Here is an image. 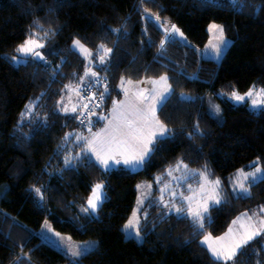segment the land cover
<instances>
[{
    "label": "trees",
    "instance_id": "16d2710c",
    "mask_svg": "<svg viewBox=\"0 0 264 264\" xmlns=\"http://www.w3.org/2000/svg\"><path fill=\"white\" fill-rule=\"evenodd\" d=\"M145 8L169 27L176 25L185 40L176 37L161 50L164 30L142 18ZM210 21L220 23L230 40L219 61L199 54ZM33 31L39 37L50 33L40 49L49 63H13L16 47ZM74 39L95 54L101 43L113 49L109 72H99L93 63V70L107 75L109 88L115 89L105 99L104 112L120 97L122 76L169 77L173 95L157 116L171 136L142 169L117 166L106 172L84 157L65 167L66 149L73 155L80 149L63 144V137L87 131L56 112L57 101L64 96L67 102L70 94L64 85L74 87L88 65L72 49ZM253 86L264 88V0H146L143 5L140 0H0V264H13L17 257L28 264L22 246L31 264H69L62 251L38 234L44 220L73 239L96 241L79 264H213L200 237L218 235L237 214L264 205V183L253 186L244 199L228 186L237 168H247L257 158L264 167V111L250 108L247 100L241 104L227 98L233 89L245 92ZM181 93L193 100H182ZM208 96L218 103L221 120L208 110ZM36 97L41 98L34 114L20 124L25 105ZM178 161L209 168L222 181L226 203L210 207L211 221L199 234L190 219L166 214L154 187L140 208L143 239L127 236L122 225L136 200L137 182L163 175ZM98 182L105 185L104 202L96 214H85L81 207ZM35 188L41 189L42 201ZM259 258L264 251L259 257H238L241 264H256Z\"/></svg>",
    "mask_w": 264,
    "mask_h": 264
},
{
    "label": "snow or ice",
    "instance_id": "6c2138e0",
    "mask_svg": "<svg viewBox=\"0 0 264 264\" xmlns=\"http://www.w3.org/2000/svg\"><path fill=\"white\" fill-rule=\"evenodd\" d=\"M145 2L146 0H140L141 5ZM231 2L236 4L238 0H231ZM141 15L154 27L158 26L164 30V39L160 42L161 50L164 49L167 42H173L177 36L184 38L183 32L176 25L172 24L169 27L166 23L160 22L159 15L151 14L148 9H143ZM113 31L119 33L121 29H113ZM207 31L213 36L207 48L211 50L215 59H219L228 45L224 37V27L211 23L208 25ZM145 34H147L146 29ZM49 36V32H45L43 37L37 36L34 31L29 32L27 38L15 49L19 55L12 56L11 60L16 64L28 63L27 59H21L23 57L45 64L49 63L40 51V49L45 48V44L41 40H47ZM72 49L83 54L89 63L75 87L71 84L64 85V89L68 90L69 93L75 92L78 100L73 103L72 96L69 95L67 102H65V97L61 96L60 100L57 101L56 112L57 114L62 113L70 120L78 121L79 126L85 128L89 135L76 131L65 134L63 144L71 142L80 149L74 155L71 149H66L68 154L64 156L65 167H74L75 162L84 157L92 166L99 165L106 172L116 169L117 166H122L124 170L132 172L142 169L151 162L158 151L163 149L165 142L171 136V130L157 116V112L163 110L173 95L171 85L168 83L169 77L162 75L158 79L145 78L134 82L131 78L122 76L119 85L120 92H117V95L122 92L124 99L112 100V107L105 114L103 104L106 98L111 99V93L115 89L109 88L107 75L101 77L99 72L107 73L110 71L113 49L101 43L94 57L93 52L85 47L79 39L73 40ZM93 58L100 66L99 72L93 70ZM58 68L57 65L56 69ZM55 75L56 71L54 70L53 76ZM142 84L151 85V87H141ZM180 95L182 100H193L192 97H188L184 93ZM228 95L229 99L236 103L242 104L247 100L250 102L248 104L250 108L264 111V88L256 89L253 86L244 94L233 89ZM40 98L36 97L35 100L25 105V110L20 114V124H23L26 119L34 114L37 101ZM97 109H100V114L97 113ZM214 114L219 116V106H215ZM93 117L95 120L92 119ZM29 122L31 121L29 120ZM46 122L47 117L45 116V125ZM100 122H104V126L99 131L94 132V126ZM249 167L254 170L245 171L241 168L237 170L234 177L229 178L232 194L241 199L251 196L250 190L253 186L264 183V167H261L259 158L253 161ZM181 169L184 170L185 174L179 177L173 176V168L171 167L166 172L167 176L172 177V182L175 183L176 188L184 187L183 182H187L189 175L194 173V170L188 169L187 164L178 161L174 170L180 172ZM197 175L200 177L198 190H193L191 184L188 183L187 191L191 194L185 195L184 192L173 190L170 182L159 189L161 194L158 203L166 210V214L175 212L178 219H190L198 233L203 234L206 227L205 221L207 220L209 223L211 221L210 207H218L226 203V200L221 194L222 181L219 178L209 180L206 167ZM162 179L163 177H157V183ZM140 187L150 189L151 185H138V188ZM104 188L103 182H98L91 188V194L86 205L81 207L83 213L94 215L99 211L106 195ZM34 191L42 201L44 197L41 189L35 188ZM166 191L169 194L167 201L164 198ZM149 195H151L150 192L142 194L137 201V210L133 212L132 217L124 225L126 235L135 237L137 240L143 239L141 217L138 212ZM143 215L146 220L147 213L145 212ZM232 225L224 235L212 237L211 234H207L203 235V239L200 241L202 245L206 246L213 264H241L238 257L247 255L259 257L260 253L264 251V205L250 213H241L232 221ZM45 233L51 234L50 236L46 235V239L51 240L53 236L57 238L52 242L69 258V264H79L80 257L94 247L92 244H73L71 237L65 238L60 233L55 232L47 220L44 223L42 235ZM21 255L28 264H31V257L23 252V246L21 247ZM13 264H23V261L17 257V261H14ZM256 264H264V258L257 259Z\"/></svg>",
    "mask_w": 264,
    "mask_h": 264
},
{
    "label": "rangeland",
    "instance_id": "374dc122",
    "mask_svg": "<svg viewBox=\"0 0 264 264\" xmlns=\"http://www.w3.org/2000/svg\"><path fill=\"white\" fill-rule=\"evenodd\" d=\"M160 22H163V21H161L160 20ZM164 23V22H163ZM211 23H216V24H219V25H221L220 23H218V22H215V21H210V22H208V24L206 25V30H207V28H208V25L209 24H211ZM224 37H225V39H226V41L228 42V44H229V42H230V40L224 35ZM213 39V36H212V34H210L208 31H207V39H206V41H205V43L203 44V46H201L200 48H199V54H200V56H202V57H208V58H212V59H214V60H216V61H219L220 60V58L219 59H215L214 58V56L211 54V50L210 49H208L207 48V46H208V44H209V41L210 40H212ZM41 42H42V40H41ZM73 42V41H72ZM43 43V42H42ZM82 43V42H81ZM83 44V43H82ZM71 45H72V43H71ZM85 47H87L86 45H85ZM89 49V48H88ZM225 49H226V47H225ZM224 49V50H225ZM90 50V49H89ZM79 54H81L78 50H76ZM91 51V50H90ZM93 52V51H92ZM93 54H94V57H95V53L93 52ZM15 55H19V54H15ZM83 57H84V55L83 54H81ZM85 58V57H84ZM21 59H31V58H21ZM88 61V60H87ZM13 62V61H12ZM94 62H96V60H95V58H93V61H92V64L94 63ZM14 63V62H13ZM88 63H89V61H88ZM16 64V63H15ZM96 64V63H95ZM162 75H166V73H161V74H159V75H156V76H151V77H143V78H141V79H145V78H152V79H158L160 76H162ZM167 76V75H166ZM126 78V77H125ZM121 79V78H120ZM120 79H119V81H118V85H117V88H118V90H119V92H120V88H119V85H120ZM134 82L135 81H137L136 79H132ZM138 80H140V79H138ZM79 83V81L77 82V84ZM168 83H169V81H168ZM141 87H151V85H147V84H142V85H140ZM75 87V86H74ZM251 88H253V87H251ZM250 89V88H249ZM248 89V90H249ZM256 89H260V88H256ZM247 90V91H248ZM247 91H245V92H247ZM245 92H239L240 94H244ZM121 95H120V97L119 98H117V99H115V100H123L124 99V97H123V94H122V92L120 93ZM69 95H71V96H73V99H76V95H75V92H72V93H70V94H68V96ZM227 98L229 99V95H227ZM231 100V99H230ZM232 101V100H231ZM232 102H234V101H232ZM73 103H75V100H73ZM234 103H236V102H234ZM248 103H250L249 101H248ZM70 106H71V104H70ZM207 106H208V110L213 114V116H215L218 120H221V113L219 114V116H216L215 114H214V108H215V106H219L218 105V103L214 100V99H212L211 97H209L208 96V98H207ZM111 107H112V105L110 106V108L108 109V111H106V112H104L105 114L106 113H108L109 111H110V109H111ZM98 114H100V112H98ZM95 120V119H94ZM102 123V126H104V122H101ZM94 129V128H93ZM94 131V130H93ZM95 131H98V130H95ZM86 132L87 131H85V132H82L84 135L86 134ZM86 135H89V133H87ZM255 161V160H254ZM253 162V161H252ZM184 163V162H183ZM184 164H186V163H184ZM252 164V163H251ZM261 165V164H260ZM262 167V166H261ZM175 167L173 168V176H175V177H179V176H181V175H184L185 174V172H184V170L183 169H181V171L180 172H176L175 170ZM188 169H190V170H194V173L193 174H190L189 175V178H188V181L187 182H183L184 183V187H182V188H176L175 187V183L174 182H172V177H169V176H167V174H166V172L163 174V175H157L156 177H154V179H152V180H149V179H141V180H139L138 182H137V184H136V188H137V196H136V200H135V202H134V205H133V207H132V209H131V212H130V214H129V216H128V218H127V220L123 223V225H122V228H123V230H124V225L127 223V221L129 220V218H131L132 217V214H133V212L134 211H136L137 210V207H138V205H137V201H138V199L139 198H141V196H142V194H145V193H151L152 192V190L154 189V187L155 188H157V190H159L161 187H163L165 184H169L170 182H171V188L173 189V190H175V191H177V192H184V194L185 195H190L191 193H189L188 191H187V184L188 183H190L191 184V187H192V189L193 190H198V188H199V181H200V177H199V175H197L199 172H201V171H203L204 169H205V167L204 168H200V169H194V168H190L189 166H188ZM238 169H241V168H237L229 177H228V186H229V189H230V191H231V186H230V183H229V178H232V177H234V174L237 172V170ZM245 171H249V170H254V169H251L250 167H247V168H243ZM207 174H208V178H209V180H214V179H217V177L216 176H214L213 174H212V172H211V170L209 169V168H207ZM157 177H163V179L162 180H160V182L159 183H157ZM197 180V181H196ZM151 185V188L149 189V188H147V187H140V188H138V185H140V186H146V185ZM91 194V193H90ZM160 191H159V197H160ZM148 197V196H147ZM164 198H165V200L167 201L168 199H169V194H168V191H166L165 193H164ZM146 200V199H145ZM145 202V201H144ZM144 205V204H143ZM141 210V209H140ZM241 213H244V212H241ZM241 213H239V214H237L231 221H230V223L228 224V226H227V228L223 231V232H221L220 234H218V235H213V234H211V233H209V232H207V233H205V234H203V235H207V234H211L212 235V237H219V236H222V235H224L226 232H227V230H228V228L229 227H232L233 225H232V221H234L238 216H240L241 215ZM138 215H140V211L138 212ZM45 221L46 220H44V221H42V223H41V225H40V227H39V229H38V234L40 235V237L42 238V240H44V241H46V242H48L50 245H52L53 247H55V248H57L58 250H60L52 241H54V240H56L57 238L56 237H52V239L51 240H49V239H46L45 238V236L47 235V236H50L51 234L50 233H45L44 235H42V229H43V226H44V223H45ZM48 221V220H47ZM49 222V221H48ZM50 223V222H49ZM53 228V227H52ZM54 229V228H53ZM54 231L55 232H58V233H60L61 234V236H63V237H65V238H67V237H71L70 235H68L67 233H64V232H61V231H58V230H56V229H54ZM125 232V231H124ZM126 234V233H125ZM203 235L200 237V241L203 239ZM71 242L73 243V244H76V245H84V244H92V245H94L95 246V240L94 239H86V240H77V239H73L72 237H71ZM204 246V245H203ZM93 248V247H92ZM205 248H206V246H205ZM207 249V248H206ZM61 251V250H60ZM80 261V260H79Z\"/></svg>",
    "mask_w": 264,
    "mask_h": 264
},
{
    "label": "crops",
    "instance_id": "0c3cea01",
    "mask_svg": "<svg viewBox=\"0 0 264 264\" xmlns=\"http://www.w3.org/2000/svg\"><path fill=\"white\" fill-rule=\"evenodd\" d=\"M73 100V99H72ZM94 119H95V117H94ZM103 126H102V123L100 124V125H98V126H96L93 130H94V132H95V130H100V128H102ZM88 132H86V134H87ZM85 134V135H86ZM94 159V158H93ZM245 212H247V211H245ZM250 213V212H249Z\"/></svg>",
    "mask_w": 264,
    "mask_h": 264
},
{
    "label": "water",
    "instance_id": "95a60500",
    "mask_svg": "<svg viewBox=\"0 0 264 264\" xmlns=\"http://www.w3.org/2000/svg\"><path fill=\"white\" fill-rule=\"evenodd\" d=\"M177 27V26H176ZM181 31V30H180ZM182 32V31H181ZM179 39H181V40H185V36H184V38H181V37H179V36H177Z\"/></svg>",
    "mask_w": 264,
    "mask_h": 264
},
{
    "label": "built area",
    "instance_id": "2783aa9c",
    "mask_svg": "<svg viewBox=\"0 0 264 264\" xmlns=\"http://www.w3.org/2000/svg\"><path fill=\"white\" fill-rule=\"evenodd\" d=\"M94 103V102H93Z\"/></svg>",
    "mask_w": 264,
    "mask_h": 264
}]
</instances>
